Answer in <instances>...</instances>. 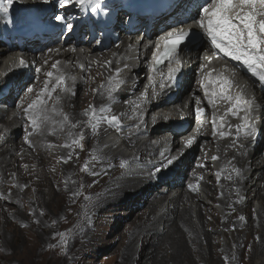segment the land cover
Segmentation results:
<instances>
[{"label":"bare ground","instance_id":"bare-ground-1","mask_svg":"<svg viewBox=\"0 0 264 264\" xmlns=\"http://www.w3.org/2000/svg\"><path fill=\"white\" fill-rule=\"evenodd\" d=\"M117 1L108 0V8L121 12L85 38L80 35L85 19L75 18L81 6L60 7L61 14H55L64 15L65 24L77 27L75 32L65 24L55 27L58 21L50 10L59 5L58 0H14L8 13L0 11V235L7 234L4 222L10 212L26 205L52 212L67 201L72 206L65 205L56 216L57 226L47 234L54 250H62L78 231L90 230L106 207L111 206L105 209L110 214L120 204L130 213L143 208L136 213L121 264H143L152 249L158 258L150 264H218L228 255L240 258L247 242L254 243V236L259 243L264 239V83L242 62L215 48L205 33L199 46L206 45L221 63L189 51L182 57L185 69L174 72V81L168 80L172 68L151 72L142 46L160 26L172 25L166 28L170 30L177 24L205 32L197 21L206 0H171L159 16L135 19L142 30L137 22L129 29L135 0H123L124 10ZM84 6L90 8L87 3ZM124 11L126 15L121 14ZM120 14L124 24L119 23ZM256 19L264 17L256 15ZM149 25L152 31H147ZM19 26L34 35H16ZM53 30V35L44 33ZM103 30L108 33L104 38L99 33ZM18 38L20 53L6 46ZM20 54L27 56L23 65ZM54 63L59 71L53 69ZM50 71L52 77L46 75ZM60 75L64 79L58 85ZM222 77L233 82L225 96L234 97L242 90L251 101L250 111L245 105L234 108L235 115L227 111L235 100L221 95ZM46 80L47 91L42 93ZM37 97L45 103L25 113ZM89 105L96 106L91 124L84 115ZM111 116L118 117V122L109 123ZM246 120L252 126L250 133L243 127ZM109 128L112 133L105 135ZM17 131L22 134L20 140ZM81 134L82 148L72 144ZM190 137H195L194 142L186 147ZM179 152L183 153L179 160L165 167L167 158ZM69 153L71 159H67ZM85 163L88 171H81ZM110 166L118 170L110 180L117 189L97 195L100 178ZM15 173L18 182L13 179ZM26 195L35 196L34 200L26 201ZM131 198L136 200L123 204ZM136 235L148 236L147 241H138V250ZM256 259V264H262L261 257Z\"/></svg>","mask_w":264,"mask_h":264},{"label":"rangeland","instance_id":"rangeland-1","mask_svg":"<svg viewBox=\"0 0 264 264\" xmlns=\"http://www.w3.org/2000/svg\"><path fill=\"white\" fill-rule=\"evenodd\" d=\"M124 20L125 18L119 16V23L124 24ZM83 38L85 37L83 36ZM82 40L84 41V39ZM115 46L108 49L100 48L98 52L102 53V51L110 50L111 48H115ZM150 115L151 117L154 116L152 113ZM112 131L113 129L111 128L107 129L105 135L112 133ZM16 135L17 140H20L22 136L21 132L17 131ZM1 136L2 134L0 132V138ZM155 143L156 140H151L152 145H155ZM117 171L118 170L112 166L105 168V172L100 178L101 181L96 187L97 195L103 196V192L110 190L113 192L117 189V186L110 181L117 177ZM175 172L178 173L180 170L177 169ZM13 179L15 182H18L19 179L16 173L13 175ZM161 186V184L157 186L155 190H152L151 194H154ZM77 193L79 194L80 192L78 191ZM149 195H147L146 198H148ZM34 197L33 195L25 196L26 201H33ZM134 200L136 199L131 198L123 204L131 203ZM140 200L142 199L140 198ZM137 201H139V199ZM137 201L135 204L139 203ZM62 203L57 206V208H54L52 212H50L49 209L32 210L29 205L18 209L17 213L10 212L8 216H6V222H4V230L6 231L7 227V234L4 237L0 235V264H121L128 235L133 227V221L136 219V213L137 211L143 210V208L130 213L119 204L116 206L117 209L114 208V211L109 214L108 211L105 212V209L111 208V206H108L101 212L103 216H101L99 220L93 222L90 230H85L83 232L78 231L73 237V240H70L62 247V250L61 248L54 250L51 244V236L47 234L50 233L52 228L57 226L58 220L56 216L64 210L65 205L72 206V204L68 205L67 201H63ZM141 206L143 205L141 204ZM41 212H43V215H41ZM40 221H42L43 224H40ZM53 221H55V223H53ZM1 232L2 231H0V234ZM43 233L45 234V238L42 236ZM92 237H94V241H92ZM135 239L137 242H135L134 247L135 250H138L140 248L139 242H141V240L147 241L148 236L144 235L140 237L136 235ZM257 241L258 239L255 236L253 237L254 243L248 241L246 247L249 251L246 248L242 250L241 253L243 256L240 258L237 257V259H235L232 255H228L227 257L229 259L227 264H256L257 257H261V261H263L262 264H264V239H262V243ZM250 245L254 247L256 245V251H254V247L252 248ZM232 248V250H234V246ZM156 255L155 250L152 249L150 253H148V258L143 264L152 263L155 258H158ZM217 262L218 264H226V261L218 260Z\"/></svg>","mask_w":264,"mask_h":264},{"label":"snow or ice","instance_id":"snow-or-ice-1","mask_svg":"<svg viewBox=\"0 0 264 264\" xmlns=\"http://www.w3.org/2000/svg\"><path fill=\"white\" fill-rule=\"evenodd\" d=\"M47 2V0H45ZM14 0H0V11L8 13L11 6L13 5ZM59 7L66 8L68 6H81L83 7L86 3L92 5V12L95 13L100 8L103 0H58ZM256 5H259L261 9H264V0H209L208 6H202L200 12L203 13L201 18L197 21L199 27L203 28L210 37L213 46L219 49L224 53L225 56L231 57V59L240 61L251 71L252 75L257 77L259 81L264 83V19H256ZM249 9L244 11V9ZM200 13L198 12V15ZM259 15L264 17V11L259 12ZM54 19L61 24H65L66 17L64 15H55ZM68 30H71L73 25L71 23L65 24ZM188 35L182 29L175 31H169L164 36L161 37L163 45L157 43L155 48L156 51L153 53V59L159 63L160 56L159 53H163V57L168 58L176 54L177 48L182 44L183 39ZM21 65L24 64L23 59L20 61ZM58 63V62H57ZM57 63L52 65L53 69H57ZM179 63V61H178ZM83 68V65L81 66ZM59 71V69H57ZM176 70L170 69L168 80L174 81ZM119 72V70H117ZM48 77H52L53 73L50 71L46 74ZM64 79L62 75L57 76V84ZM233 82L228 78L222 77V90L221 95L225 96V93L230 89ZM48 81H45V88L41 90L42 93L47 91ZM54 90V89H53ZM29 93L33 92V88L29 87L27 89ZM98 91V90H94ZM50 95V93H49ZM228 100H235V104L232 107L228 108V112L236 114L233 109L245 105L246 112L251 110V101L245 99L242 93V90L237 92L233 97L230 95L225 96ZM45 103L44 100H41L37 97L36 100H33L32 103L28 104L27 108L24 109L25 113L35 112L40 105ZM199 103V102H198ZM209 103H212L210 100ZM198 112H203L204 109L198 108ZM96 106L89 105L84 111V115L89 117L88 123L91 124L92 118L95 116ZM65 121L69 120V117L66 114H63ZM109 123L118 122V117L111 116L107 118ZM223 119V117H221ZM35 124L36 121L33 120ZM77 123H73L72 128L77 127ZM215 124V120L213 121ZM93 128L96 125H92ZM243 127L250 133L251 124L248 121H245ZM239 131V126L237 128ZM71 135V133H69ZM223 135V133H221ZM84 139L81 134L78 139H73L72 144H79L82 148L83 145L80 144V141ZM195 137H190L185 141V146L190 147L194 142ZM63 147H70L69 144L62 145ZM183 155L182 152H179L175 156L167 158L165 167L172 165L174 162L178 161L180 156ZM71 153H69L67 159H71ZM63 159V158H61ZM67 159L64 160L67 163ZM93 160L97 159L95 155L92 157ZM213 160L218 159V157L213 156ZM126 162L121 163V167H124ZM159 170V169H158ZM81 171H88V164L81 168ZM95 175V173H92ZM191 187V186H190ZM85 199H89L85 197ZM43 215V212H41ZM241 220L244 217H240ZM55 223V221H53ZM61 237L64 236L63 233L59 234ZM226 264L228 257H224Z\"/></svg>","mask_w":264,"mask_h":264}]
</instances>
